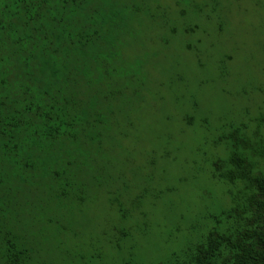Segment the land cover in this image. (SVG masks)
<instances>
[{
  "label": "trees",
  "instance_id": "trees-1",
  "mask_svg": "<svg viewBox=\"0 0 264 264\" xmlns=\"http://www.w3.org/2000/svg\"><path fill=\"white\" fill-rule=\"evenodd\" d=\"M230 4L0 0V264H78L92 256L90 244L74 247L72 220L76 207L99 203L103 189L119 219L108 244L119 254L129 249L120 242L133 240L127 224L137 213L147 218V188L116 175L119 141L131 136L118 116L162 86L145 72L139 50L192 38L195 30L183 27L189 16ZM128 127L134 129L130 120ZM247 130L220 140L231 147L212 161L213 178L235 190L217 227L162 264H264V136L256 130L255 142ZM134 190L143 192L136 201ZM131 250L121 264H139Z\"/></svg>",
  "mask_w": 264,
  "mask_h": 264
},
{
  "label": "rangeland",
  "instance_id": "rangeland-1",
  "mask_svg": "<svg viewBox=\"0 0 264 264\" xmlns=\"http://www.w3.org/2000/svg\"><path fill=\"white\" fill-rule=\"evenodd\" d=\"M230 2L222 12L204 8L203 17L189 16L183 27L195 30L192 38L150 45L146 53L141 49L143 54L139 50L145 72L164 86L153 94L144 92L145 103L135 100L118 116L121 130L129 129L131 136L119 141L122 148L115 158L116 175L125 174L132 187L142 183L147 188L141 210L148 216L140 211L127 224L136 233L132 241L120 242L129 249L119 254L108 244L119 219L109 210L106 189L98 193L99 203L76 207L74 247H94L93 257L84 255L78 264H121L133 256L131 249L139 264H162L217 227L235 192L213 178L212 161L225 158L231 147L218 143L242 126L252 139L256 130L264 136V0ZM144 153L150 156L148 163ZM141 166L147 169L140 172ZM131 195L136 201L143 192ZM84 251L75 249L76 254Z\"/></svg>",
  "mask_w": 264,
  "mask_h": 264
}]
</instances>
